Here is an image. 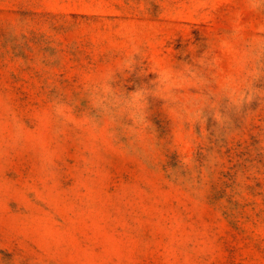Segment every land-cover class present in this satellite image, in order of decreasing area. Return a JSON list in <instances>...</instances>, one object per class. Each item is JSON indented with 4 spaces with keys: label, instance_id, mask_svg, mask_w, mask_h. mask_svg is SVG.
<instances>
[{
    "label": "rangeland",
    "instance_id": "1",
    "mask_svg": "<svg viewBox=\"0 0 264 264\" xmlns=\"http://www.w3.org/2000/svg\"><path fill=\"white\" fill-rule=\"evenodd\" d=\"M0 264H264V0H0Z\"/></svg>",
    "mask_w": 264,
    "mask_h": 264
}]
</instances>
